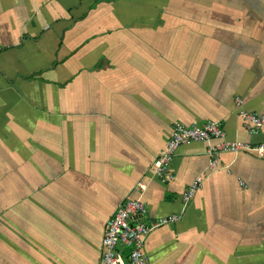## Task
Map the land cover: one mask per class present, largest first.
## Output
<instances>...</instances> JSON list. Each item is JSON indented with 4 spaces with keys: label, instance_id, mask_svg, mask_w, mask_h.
<instances>
[{
    "label": "crops",
    "instance_id": "obj_1",
    "mask_svg": "<svg viewBox=\"0 0 264 264\" xmlns=\"http://www.w3.org/2000/svg\"><path fill=\"white\" fill-rule=\"evenodd\" d=\"M240 110L264 114V0H0V264H101L136 198L147 224L182 215L148 235V264H264V157L211 169L219 141L191 142L170 182L152 169L176 123L264 143Z\"/></svg>",
    "mask_w": 264,
    "mask_h": 264
},
{
    "label": "built area",
    "instance_id": "obj_2",
    "mask_svg": "<svg viewBox=\"0 0 264 264\" xmlns=\"http://www.w3.org/2000/svg\"><path fill=\"white\" fill-rule=\"evenodd\" d=\"M241 99H235V105L241 106ZM239 117L243 120L246 131L257 134L264 131V114H257L240 110ZM219 142L208 148L210 168L214 169L222 153H253L264 157V143L250 144L229 141L221 124L218 121L208 120L202 124L187 125L176 123L165 147L153 161V174L163 183L174 178L171 170L172 159L182 145L191 142ZM203 176H198L182 194L183 206L193 199L196 192L203 186ZM145 184L139 185V191H145ZM148 210L140 199H127L120 203L112 216L106 222L101 239V264H148L145 254V241L148 235L156 228L170 225L181 218L180 215H171L157 219L147 224L145 218ZM127 252V253H126Z\"/></svg>",
    "mask_w": 264,
    "mask_h": 264
}]
</instances>
